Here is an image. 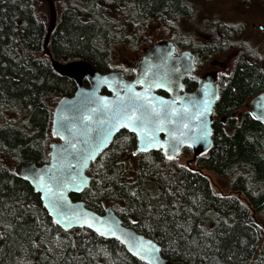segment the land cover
<instances>
[{"label":"trees","instance_id":"trees-1","mask_svg":"<svg viewBox=\"0 0 264 264\" xmlns=\"http://www.w3.org/2000/svg\"><path fill=\"white\" fill-rule=\"evenodd\" d=\"M53 1L57 22L48 48L60 63L85 60L100 73L121 70L127 76L132 68L112 66L120 48L134 46L141 54L160 40L198 52L197 66L223 55L233 58L228 83L220 86L212 146L192 168L160 151L133 155L136 137L121 130L87 169L89 186L71 199L98 214L110 206L123 225L158 243L172 262L264 264V228L252 215L264 221V123L248 110L234 116L264 92V39L248 40L238 21H212L199 13L194 25L207 18L211 32L194 30L185 6L193 0ZM257 2L254 14L264 12V1ZM44 4L0 0V264H145L116 240L87 229L61 231L39 195L13 174L17 163L48 161L53 109L76 89L43 53ZM155 21L154 35L149 26ZM158 26L167 30L161 39L155 38ZM179 29L189 40L185 44L175 33ZM190 154L183 148L179 156ZM204 170L224 179L230 194L215 192Z\"/></svg>","mask_w":264,"mask_h":264},{"label":"water","instance_id":"water-1","mask_svg":"<svg viewBox=\"0 0 264 264\" xmlns=\"http://www.w3.org/2000/svg\"><path fill=\"white\" fill-rule=\"evenodd\" d=\"M41 1L46 2L48 7V25L42 46L43 53L50 59L53 70L60 76L73 80L76 89L72 95L62 96L53 109L51 131L54 139L49 143L48 161L42 165H36L32 161L17 163L12 169L13 174L33 188L39 195L47 215L63 231L84 228L103 239L116 240L128 254L142 261L129 251L126 244L121 243L111 233L105 232L106 227H113L116 235L131 233L159 248L160 252L157 255L161 259V264H181L164 258L161 255L160 245L154 240L138 233L132 227L123 225L110 206L105 208L103 214H98L88 209L84 201H73L70 195L80 194L89 186L91 178L87 175V169L121 130L135 135L137 142L133 153L136 154L160 151L166 159L175 160L183 148H189L194 161L198 156L207 153L212 146L214 108L219 97L216 73L210 72L197 77L195 89L181 93L185 87L183 78L194 76V56L189 49L175 55V45L170 40H161L151 45L135 64L131 79L124 78L121 71L100 73L85 60L60 63L53 58L48 48L50 35L57 22L56 9L52 0ZM84 81L89 85L86 86ZM157 84L165 86L157 87ZM102 89H106L110 95L102 94ZM158 91L165 92L168 96H162ZM144 97L168 102L170 122L166 121L163 125L164 130L156 132L160 147L149 146L146 150L139 151L138 145L142 140L138 139L135 131L122 125L110 127L108 123L102 121H111L114 124L112 117L118 106L143 102ZM173 101L175 103H172ZM172 108L177 110L174 115L171 113ZM248 110L255 119L264 122V92L249 100ZM105 131L108 137L100 143ZM62 136L64 139H61ZM69 141L76 147H70ZM173 144L174 151L169 148V145ZM92 147H95L93 156L81 167V155L86 154ZM31 170L44 173L46 176L59 172L65 177L61 185L62 208L53 210L48 206L49 199H42L44 192L34 185ZM26 174L30 176L27 180L24 179ZM77 176L85 178L86 183L80 184L79 179H73ZM85 219L88 223L84 222ZM69 221H71L70 226ZM89 223L93 224V227H89ZM97 228L105 234L101 235Z\"/></svg>","mask_w":264,"mask_h":264},{"label":"snow or ice","instance_id":"snow-or-ice-1","mask_svg":"<svg viewBox=\"0 0 264 264\" xmlns=\"http://www.w3.org/2000/svg\"><path fill=\"white\" fill-rule=\"evenodd\" d=\"M156 86L161 87L165 85L157 84ZM139 99V95H137V100ZM172 103H175V101ZM171 113L174 115L177 113V110L172 108ZM112 119L115 121L114 124L111 123V121H102V123H108L110 127L122 125L129 128L131 131H135L138 139L142 140V143L138 145L139 151H144L149 146L160 147L161 144L156 138V132L164 130L163 125L166 121L170 122L169 104L166 101H157L155 98L149 99L148 97H144L143 102L118 106L114 110ZM107 137L108 133L105 131L103 140H101L100 143H103ZM61 139H64V137L62 136ZM69 145L72 148L76 147L71 141H69ZM169 148L174 151L175 145H169ZM94 152L95 147H92L86 154L81 155V167L93 156ZM133 155H136V153L134 152ZM29 178L30 176L28 174L24 175V179L27 180ZM31 179L34 185L38 186L40 190L44 192L42 199H49V207H52L53 210L63 207V191L61 190V185L64 183L65 177L59 172L46 176L44 173L31 170ZM73 179H79L80 184L86 183V179L82 176H77ZM77 187H79V185H77ZM54 189H57V191H54ZM65 219H67L66 216ZM84 222L88 223L87 219H85ZM70 225L71 221H69V226ZM88 226L93 227V224L89 223ZM96 230L100 232L99 228ZM105 232L111 233L117 240H120L121 243L126 244L129 251H131L134 256L144 261L145 264H161V259L157 255L160 249L150 242H145L142 238H138L131 233H124L122 236L116 235V230L113 227H106ZM105 232H100V234L104 235Z\"/></svg>","mask_w":264,"mask_h":264},{"label":"rangeland","instance_id":"rangeland-1","mask_svg":"<svg viewBox=\"0 0 264 264\" xmlns=\"http://www.w3.org/2000/svg\"><path fill=\"white\" fill-rule=\"evenodd\" d=\"M257 1L263 2L264 0H193V1H190V5L197 10L199 15L201 14L204 17L212 18V21H214L213 18L216 17V18H222L224 21L232 23V24H235L237 21L240 22V24H238V25L242 26V29L245 30L244 34L247 36L246 38L248 40H256L257 41V40L264 39V34H262L258 31V25H262L264 27V12L261 11L257 14H254L253 13L254 11L252 10V8L255 6ZM44 3L45 4L43 6H44V9L48 15V7H47L46 2H44ZM53 3H54V1H53ZM257 5L262 6V4H260L259 2H257ZM214 14H216L217 16H215ZM211 22L207 18L206 19L204 18V20L200 23L199 26L198 25H190V27L192 26V28L194 30L197 29V31L199 30L200 33H203L204 35H209L211 32V31H209ZM188 23H190V22H188ZM156 24H159L158 21L152 22L150 24V26H149V32L150 33L154 34L152 28ZM214 24H215V22H214ZM157 28H158V31H157V35L155 36V38L161 39V38H163V35H165V32L167 30H164L163 26H158ZM165 28H166V26H165ZM184 28H186V27H184ZM169 29L172 31L171 26ZM171 31H169L170 35L172 34ZM178 31H179V36H182V35H180V32H182L181 29H179ZM183 34H185V33H183ZM173 41H175V40L173 39ZM179 41L181 43L185 44L189 40L184 39V38H179ZM176 44H177V48H178V43L176 42ZM125 46H127V45H121V47H125ZM120 51H122V53L120 54L119 58L116 59V54H115V59L112 61L113 62L112 66L116 67L118 69H120V68L123 69V67H125V65L130 66L129 68H132L143 54V52L140 54L139 48L134 47V46H131L128 48H120ZM113 55H114V53H113ZM229 57H231V56H229ZM229 57H228V55H223L222 58L221 57L215 58L218 61H216V62L211 61V62L212 63L214 62L216 64V67L219 68L220 70H222L225 74H229L230 67L233 64L232 59ZM211 62L200 67L197 70V73L198 74H201V73L204 74V73L212 70V68L214 69V66L210 64ZM223 66H226V69H224ZM247 108H248V102H247L246 107L236 111L234 116L239 119L242 116L243 112L247 110ZM177 160L180 164H183L187 167L192 168L194 166L191 154L188 156H179L177 158ZM202 173L209 179V181H210L215 192H217L219 194H224V195L230 194L229 188L227 187V184H226L224 179L219 178L216 175H214L213 173L208 172L206 170L202 171ZM255 220L258 222V224L261 227L264 228V221L262 219L255 216ZM77 229H84V228H77ZM60 230L63 231L62 229H60ZM261 243L262 242L259 243L256 250L254 251L253 259L256 257V255L258 253L259 248L261 246ZM45 244L48 245V242H46Z\"/></svg>","mask_w":264,"mask_h":264},{"label":"flooded vegetation","instance_id":"flooded-vegetation-1","mask_svg":"<svg viewBox=\"0 0 264 264\" xmlns=\"http://www.w3.org/2000/svg\"><path fill=\"white\" fill-rule=\"evenodd\" d=\"M184 1V0H183ZM185 3V2H184ZM189 5V4H188ZM188 5H185L186 6V12H187V19H188V21L192 24V25H194L195 24V22L197 21V15H198V12H197V10H195V9H193L192 8V6H188ZM258 31L260 32V33H262V32H264V27L262 26V25H258ZM176 33V32H175ZM174 45H175V55H177V54H179L182 50H184V49H181V50H178L177 49V45L174 43ZM191 50V49H190ZM191 52H192V54H193V56H194V66H195V69H194V71H193V74H194V76H192V77H190V76H185L184 78H183V83H184V85H185V87H184V89L181 91V93H184V92H190V91H193L194 89H195V87H196V85H197V77H199V76H202V75H204V74H206V73H210V72H214V73H216V80H217V82H218V87H219V97H220V86L221 85H225L226 83H228V76H229V74H230V72H231V68H232V66L230 67V71H229V74H225L222 70H220L219 68H217L216 67V64L214 63V62H216V61H218L217 59H209V60H207L206 58H208V57H210V56H208V57H205V61L200 65V66H197L196 65V59H198L199 58V53L198 52H195V51H192L191 50ZM229 56H231V55H228V57ZM223 57V56H222ZM221 57V58H222ZM229 58H231L232 59V61H233V58H232V56L231 57H229ZM202 59V58H201ZM211 61H214L213 63L211 62ZM209 62H211L210 64L211 65H213L214 66V69L212 68V70H210V71H208V72H206V73H204V74H198L197 73V70L200 68V67H202V66H204V65H206V64H208ZM209 64V65H210ZM212 66V67H213ZM130 66H126L125 65V67H123V68H128V69H130L129 68ZM133 68H134V66L132 67V73L131 74H129V75H127V76H125V74H124V78H126V79H131L132 78V76H133ZM223 68L224 69H226V66H223ZM186 82L188 83V85H190L188 88H186ZM84 84L87 86V85H89L88 84V82H86V81H84ZM158 92H160L159 94L160 95H162V96H165V97H167L168 95L165 93V92H162V91H158ZM162 92V93H161ZM101 93L102 94H106V95H110V93L106 90V89H102L101 90ZM219 97H218V99H217V101L219 100ZM217 101H216V103H217ZM216 103H215V108H214V115H215V109H216Z\"/></svg>","mask_w":264,"mask_h":264},{"label":"bare ground","instance_id":"bare-ground-1","mask_svg":"<svg viewBox=\"0 0 264 264\" xmlns=\"http://www.w3.org/2000/svg\"><path fill=\"white\" fill-rule=\"evenodd\" d=\"M193 9H195L194 7H192ZM196 10V9H195ZM188 20V19H187ZM189 25H192L191 23H189ZM176 35H177V37L178 38H184L185 39V37L182 35V36H179V31L178 30H176ZM254 41V40H253ZM253 41H251L252 43H253ZM186 49H189V48H185L184 50H186ZM190 50V49H189ZM183 51V50H182ZM261 122V121H260ZM262 123H264V122H262ZM252 215H253V217H254V219H255V215H254V213H252Z\"/></svg>","mask_w":264,"mask_h":264}]
</instances>
